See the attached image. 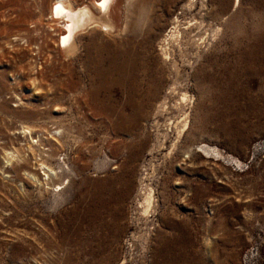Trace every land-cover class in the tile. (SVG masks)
I'll return each instance as SVG.
<instances>
[{"label":"rangeland","instance_id":"obj_1","mask_svg":"<svg viewBox=\"0 0 264 264\" xmlns=\"http://www.w3.org/2000/svg\"><path fill=\"white\" fill-rule=\"evenodd\" d=\"M57 1L0 0V264H90L128 253L143 264H264V0H196L191 11V0H113L114 27L82 31L75 58L59 45ZM64 1L96 12L99 0ZM182 15L205 22L204 31L222 28L199 64L161 55ZM125 37L139 43L141 62L165 73L166 93L154 103L145 78L118 86ZM185 114L176 139L171 121ZM47 167L57 175L47 184L30 176L43 181ZM124 181L131 187L120 195ZM149 187L156 207L146 217Z\"/></svg>","mask_w":264,"mask_h":264},{"label":"bare ground","instance_id":"obj_2","mask_svg":"<svg viewBox=\"0 0 264 264\" xmlns=\"http://www.w3.org/2000/svg\"><path fill=\"white\" fill-rule=\"evenodd\" d=\"M238 1L239 0H237L235 6L238 4ZM112 2H113V0H99V1H97V5L95 8V10L97 12L96 13V12H93L92 9L88 6H84L82 8H75L74 9L69 4H67L64 0H58L55 4V7H53V9H52V12H51L52 16L51 17H52L53 21H57L56 22L57 24H58V22H60L61 23L60 25L63 27L64 32L60 36V43H59L60 47L63 48L67 54H69L70 56L75 58L76 54L79 51V48L77 47L78 45L76 44V40L81 37V35L83 34V33H81L82 31L86 30L89 27L91 29H93V27H98L104 32L109 31L110 29L112 30V28L114 27L113 21H112L111 16H110V13H111L110 10L112 8L111 5L113 4ZM195 2H196V0H191L189 2V5L186 6V9L190 10V11L193 10L196 6ZM225 2H229V1L226 0ZM225 2L222 3V5H221V11L219 13V16L221 18H227V15L230 13V6L228 5L230 2L227 4ZM160 3H162V5H164V6H166V4H168V3L169 4L173 3V0H160ZM144 6H143V1H142V3L139 4L138 8H136L137 14L136 13L135 14L137 15V19L134 21V24H133V29H135V30L137 27L140 26L142 21H144L143 20V15L145 12ZM211 14L212 13H210L209 16ZM210 18H211V16H210ZM183 20H184L183 15L175 17L174 23H173L174 29L171 31V33L168 35V37L163 41V44L160 46L161 55H162L165 62H169V63L175 64V65H179L180 62H183V64L186 66V65L191 64L193 62V60L195 61L194 63H196V61H197V63L199 64L200 62H202L204 60V57L202 56L203 50L205 48H207L211 42L213 43V42H216L218 40V38L222 32V28L220 26H218L215 29H212V27H211L210 32L208 30L204 31L207 28V25L205 24V22L190 20L187 23H184ZM146 23L148 24V22H146ZM127 24H128V22H127ZM155 24H157V23H155ZM143 26H147V25L145 24ZM153 26L154 25L150 24L148 26L147 30L145 29L146 30L145 32L148 33L152 29ZM192 27L197 29L198 32L196 33V31H194L192 29ZM127 28H128V26H127ZM142 29H144V28L142 27ZM135 30H133V31H135ZM137 32L141 33L142 32L141 28H140V31L137 30ZM110 33H111V31H110ZM136 35H137V33H136ZM141 37H142V35H141ZM149 37H150V35H149ZM140 39H138L139 42H140ZM131 40H132V38H131ZM130 42L131 41H129L128 37H125L123 42H122V46H121L122 48L119 49V51H118L119 56H117V57H120V60L117 62L116 68H114V69H117V66H118V69H119V77L117 78L118 79V86L126 91V90H128L127 87L129 86V83H130L129 81L133 82L135 84V86L136 85L138 86L140 83L143 82V78H145V85H146V88H145L146 91L145 92H147V99L150 101L153 100V103H154V101L159 100V98H162L161 96L164 93H166V91H165V78H164L165 73L162 70H156L154 68L149 67L147 65V63H145V62H141V60H139L140 57L138 56V53L136 52V46L139 43H132V45H131ZM189 42H191V43L189 44ZM176 45H177V49L175 47ZM192 45L195 46V52H193V51L190 52L189 46H191V48H192ZM191 53H193V54H191ZM207 76H209V75H206V77ZM102 82H103V80L101 81V84L97 88L96 92L101 93V90H104ZM141 88L142 87H140V89ZM130 91H131V88H130ZM183 101L185 103H187L188 96H184ZM163 102H165L163 105V109H164L163 113L167 114L171 110V106H170L169 102H167V97H163ZM149 103H151V102H149ZM171 124L174 125L176 130H177V138L176 139H178V138L180 139L181 135L183 134L184 131H186L185 129H186L187 125L189 124V116L185 114L183 119L178 120L177 122L171 121ZM22 130H23L22 131L23 135H27V134L29 135V133L32 132V131H30L29 127H24ZM177 141H175V142L177 143ZM34 143H37V141H35ZM177 144L173 143V145L169 151L171 152V149L173 148V146H175ZM204 146H206V145H199L197 147V150L199 152L206 151L207 147H204ZM175 148H177V147L175 146ZM137 153H138V151L132 152L131 157L137 155ZM202 153H204V152H202ZM9 158H11V157H9ZM9 158H7V161L9 160ZM51 175H56V172L52 168L47 167V171L44 173L45 179L43 181H40L35 175L31 174L30 176L33 179L37 180L38 183H40V184H42V183L47 184L46 180H49ZM56 177H57V175H56ZM128 183H129V181H124V183H123L124 188H122L123 190L119 191L120 195L127 194L126 193L127 190L131 187L130 185H129L130 187L128 186ZM107 190H109V189H107ZM145 190L146 189L143 186L141 192L145 191ZM154 193H155V190L153 188L149 187L147 189V193L145 194V196L143 198L142 208L144 211L142 214L144 216L146 215V217H147V213L150 211H153L156 207V200H155V196H154L155 194ZM103 194H104V192H103ZM98 195H101V194H98ZM114 196H115V194H114ZM124 198H125V196H124ZM104 205H105V203H104ZM131 251H132V249H131ZM162 253L163 252L159 250L158 254L162 255ZM91 255L94 256L95 253H91ZM98 256H99V254H98ZM131 256L132 255L129 253H128V255L113 254V255H109V257L104 258L102 260L98 259L96 261H93L91 259L90 264H143V260H135V257L132 258Z\"/></svg>","mask_w":264,"mask_h":264}]
</instances>
